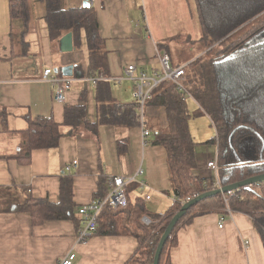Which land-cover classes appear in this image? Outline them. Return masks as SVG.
<instances>
[{"label": "crops", "instance_id": "crops-1", "mask_svg": "<svg viewBox=\"0 0 264 264\" xmlns=\"http://www.w3.org/2000/svg\"><path fill=\"white\" fill-rule=\"evenodd\" d=\"M27 1L29 30L24 37L27 54L15 57L13 53L17 54L19 47L9 41V35L12 32L16 38L21 26L19 22L11 24L9 0H0V264H58L71 253L75 255L72 264H127L137 245L133 237L91 236L85 244L78 245L75 244L77 233L69 221H47L32 227L27 214L9 212L12 205L21 203L28 195L57 203L59 178L68 174L73 179V202L77 207L100 199L95 198L99 181L108 187L113 177L122 178L126 197L131 201L142 198L150 214L162 216L174 200L165 151L150 143L151 134L166 126L164 111L159 108L146 106L145 128L149 136L145 139L139 128L100 126L93 135L81 127L75 136L62 138L55 149L33 151L28 165L7 159L21 148L27 129L26 115L52 117L55 123L62 124L63 108L77 105L81 92L86 94L87 121L96 122V79L87 76L84 35L79 49L61 54L48 37L44 1ZM89 1L105 42L111 102L130 104L133 100L128 83L123 82L127 84L125 91L121 88L123 83L112 80L121 76L130 64L135 65L136 73L159 70L157 52L161 44L148 27L143 0ZM82 2L64 0V7L79 8ZM68 66L72 67V82L66 102L57 104L52 100V87L42 80V73L50 68L62 75L61 70ZM186 101L187 104L191 101L197 109L192 100ZM123 139L127 150L118 155L116 142ZM193 140L200 145V141ZM215 153L214 146L212 150L207 146L196 147L198 177L205 161ZM67 166H71L69 171ZM139 169L143 171L141 175L137 174ZM140 182L144 183L143 187ZM170 258L171 264H264V250L245 215L213 213L196 217L191 225L178 232Z\"/></svg>", "mask_w": 264, "mask_h": 264}, {"label": "trees", "instance_id": "trees-1", "mask_svg": "<svg viewBox=\"0 0 264 264\" xmlns=\"http://www.w3.org/2000/svg\"><path fill=\"white\" fill-rule=\"evenodd\" d=\"M43 1L48 37L55 47L64 35L71 33L73 49L77 50L84 35L88 53L87 76L96 79V122L87 121L85 92H81L77 105L63 108L62 124L55 123L51 117L26 115L27 129L21 148L15 156L7 158L21 165L30 164L33 151L57 148L62 138L75 136L81 127L96 135L100 126L138 128L139 125L133 102L125 105L111 102L105 42L99 33L96 11L92 7L66 9L64 0ZM193 3L204 51L186 65L179 86L163 83L147 103L148 107L162 109L165 114V129L153 132L150 143L165 151L169 183L177 201L160 216L150 214L142 198L132 201L127 198L124 208H107L102 212L93 234L135 238L137 245L127 264H152L165 227L185 200L208 192L207 179L191 180L190 177L198 168V144L189 131L191 116L187 99L195 103L199 113L209 119L214 129L213 137L205 144L216 148L221 186L264 174V0H193ZM8 12L11 24L19 22L21 26L16 38L12 32L9 35V41L19 47L13 56H25L28 1L9 0ZM158 49L168 54L165 46L159 45ZM126 150V140H118L117 154L123 155ZM72 186V176H62L57 203L28 195L25 201L12 205L9 212L27 214L32 227L47 221H69L78 234L82 217L73 202ZM108 190L109 186L99 181L95 198H103ZM226 197L224 202L223 196L215 195L188 209L172 230L158 264H171L170 251L177 245L178 232L191 225L196 217L225 213L227 209L229 213L243 214L251 221L264 250V182L238 189ZM142 217L149 219L150 226L141 222Z\"/></svg>", "mask_w": 264, "mask_h": 264}, {"label": "built area", "instance_id": "built-area-1", "mask_svg": "<svg viewBox=\"0 0 264 264\" xmlns=\"http://www.w3.org/2000/svg\"><path fill=\"white\" fill-rule=\"evenodd\" d=\"M157 60L159 63V70L146 73L137 72L136 67L133 64L127 65L123 70L122 75L113 79L112 81L116 84H121L123 82L128 83V90L130 91L133 103L136 105V117L138 120V128L141 131V136L143 139L149 136V132L145 128V109L147 103L152 99L154 91L161 86L163 83L174 84L179 86L181 80L184 76L186 66L174 67L171 64L169 55L164 51L157 52ZM42 80L47 82L52 87V100L54 103L62 104L66 102V95L69 91L72 79L70 77H65L59 74L58 70H52L47 68L42 73ZM110 80V79H109ZM91 81L94 82L93 79ZM76 163L72 164L75 167ZM71 166L66 167V171H69ZM203 171L199 178L207 179L209 184L206 188L208 191H213L221 189L219 177H218V162L217 155L209 158L205 161L203 165ZM142 170L139 169L138 175L142 174ZM191 180L197 178L198 176L191 175ZM140 186L143 187L144 183L140 182ZM233 191L227 192L225 194H220L224 198V202L227 201L226 196L233 195ZM197 195H194L195 198ZM192 198V199H193ZM187 198L185 202L192 200ZM174 197L173 204L176 202ZM127 204V197L125 193V183L120 177H113L109 179V190L107 194L100 199L93 200L86 205L80 206L78 208V214L82 217V228L76 236L75 244H85L89 237L93 236L97 229V220L102 214V212L107 209H121ZM229 213L228 209L226 210ZM231 214V213H229ZM141 222L144 225H149L150 221L146 217L141 218ZM223 224V219L219 227L221 228ZM75 259L73 253L68 254L64 259H62L58 264H72Z\"/></svg>", "mask_w": 264, "mask_h": 264}, {"label": "rangeland", "instance_id": "rangeland-1", "mask_svg": "<svg viewBox=\"0 0 264 264\" xmlns=\"http://www.w3.org/2000/svg\"><path fill=\"white\" fill-rule=\"evenodd\" d=\"M140 1L142 2V0ZM142 6L145 8L148 27L157 38V42L167 48L174 65L183 64L186 66L202 55L204 48L200 42L201 32L193 0H143ZM190 46L193 47L192 50H190ZM112 87L120 88L114 85ZM121 88L126 91L127 84L123 83ZM187 105L191 116L188 126L193 138L200 141L198 146L202 148L207 146L212 150V145L205 144L214 134L209 119L199 113L191 101Z\"/></svg>", "mask_w": 264, "mask_h": 264}, {"label": "water", "instance_id": "water-1", "mask_svg": "<svg viewBox=\"0 0 264 264\" xmlns=\"http://www.w3.org/2000/svg\"><path fill=\"white\" fill-rule=\"evenodd\" d=\"M81 7L82 8H90V1L89 0H83ZM58 50L60 53H70L73 51L72 34L71 33H67L66 35H64L59 40ZM71 69H72L71 66L63 68L61 70L62 75L65 77H71L72 76ZM262 182H264V174L248 178L246 180H243V181L235 183V184L223 186L221 189L208 191V192L201 194L199 196H196L192 200L184 203L182 205L181 209L178 211V213L170 220L168 225L165 227L164 232L162 233V235H161V237L157 243V246H156V249L154 252V256H153V260H152V264H158L160 254L162 252V249H163L166 241L168 240V238H169L170 234L172 233V230L176 226L177 222L186 214L188 209L192 208L193 206H195L199 202L205 200L206 198H210V197H213L215 195L225 194V193L230 192V191L235 192L238 189L246 188V187L256 185V184H259Z\"/></svg>", "mask_w": 264, "mask_h": 264}, {"label": "bare ground", "instance_id": "bare-ground-1", "mask_svg": "<svg viewBox=\"0 0 264 264\" xmlns=\"http://www.w3.org/2000/svg\"><path fill=\"white\" fill-rule=\"evenodd\" d=\"M74 3V2H73ZM191 14H192V12H190ZM34 24V23H33ZM38 28V27H37ZM17 30V29H16ZM17 32H18V30H17ZM81 33V32H80ZM42 42V41H41ZM79 48V47H78ZM100 52V51H99ZM41 53V52H40ZM57 53V52H56ZM88 54V53H87ZM42 55V54H41ZM60 57V56H59ZM68 63V62H67ZM72 66V65H71ZM59 69V68H58ZM141 69V68H140ZM22 70V69H21ZM156 71V70H155ZM12 73V72H11ZM75 73V72H74ZM14 79V78H13ZM12 80V79H11ZM99 82V81H98ZM100 82H102V81H100ZM91 90V89H90ZM107 102V101H106ZM110 102V101H109ZM73 109V108H72ZM111 112V111H110ZM189 115V114H188ZM199 117V116H198ZM51 119H52V117H51ZM50 119V120H51ZM146 120V119H145ZM107 121V120H106ZM52 122V121H51ZM124 125V124H123ZM125 126V125H124ZM77 127V126H76ZM123 127V126H122ZM188 128V127H187ZM86 129V128H85ZM82 131V130H81ZM69 132V131H68ZM88 132V131H87ZM213 132V131H212ZM62 134H63V132H62ZM68 134V133H67ZM155 134V133H154ZM154 140H156V139H154ZM156 142H157V140H156ZM197 143V142H196ZM195 143V144H196ZM150 146V145H149ZM161 148V147H160ZM190 151V150H189ZM140 152V151H139ZM140 157V156H139ZM219 162V161H218ZM168 167V166H167ZM61 174V173H60ZM99 179V178H98ZM169 181V180H168ZM132 184V183H131ZM133 186V185H132ZM126 187V186H125ZM129 190V189H128ZM130 192V191H129ZM94 200V199H93ZM25 201V200H24ZM60 204V203H59ZM143 204V203H142ZM107 212V211H106ZM168 212V211H167ZM126 213V212H125ZM74 214V213H73ZM133 214V213H132ZM232 214V213H231ZM115 215V214H114ZM32 216V215H31ZM33 220V219H32ZM33 221H31V223H32ZM149 226H150V224H149ZM132 233V232H131ZM138 235V234H137ZM138 241V240H137ZM167 255V254H166ZM132 260V259H131ZM134 261V260H133Z\"/></svg>", "mask_w": 264, "mask_h": 264}]
</instances>
